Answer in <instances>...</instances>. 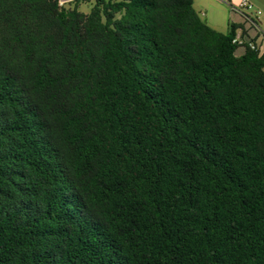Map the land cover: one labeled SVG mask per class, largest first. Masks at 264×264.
<instances>
[{
	"label": "trees",
	"instance_id": "trees-1",
	"mask_svg": "<svg viewBox=\"0 0 264 264\" xmlns=\"http://www.w3.org/2000/svg\"><path fill=\"white\" fill-rule=\"evenodd\" d=\"M241 15L0 0V264H264L262 30Z\"/></svg>",
	"mask_w": 264,
	"mask_h": 264
},
{
	"label": "crops",
	"instance_id": "crops-1",
	"mask_svg": "<svg viewBox=\"0 0 264 264\" xmlns=\"http://www.w3.org/2000/svg\"><path fill=\"white\" fill-rule=\"evenodd\" d=\"M65 4L71 0H63ZM259 10H262L263 19L257 17L260 21V28L264 34V0H250ZM241 0H229L224 2L223 0H194V7L199 15L214 29L227 32L231 22H242L243 17L240 10ZM241 33V29L238 30V35ZM264 36H260L257 40V46L264 44ZM264 54V52H263Z\"/></svg>",
	"mask_w": 264,
	"mask_h": 264
},
{
	"label": "built area",
	"instance_id": "built-area-1",
	"mask_svg": "<svg viewBox=\"0 0 264 264\" xmlns=\"http://www.w3.org/2000/svg\"><path fill=\"white\" fill-rule=\"evenodd\" d=\"M223 1L228 2L229 0H223ZM64 3L65 2L63 0H60V5H62ZM239 7H240L241 12L246 13V14L252 16L253 18H257L259 15L258 13L255 16L251 14V11L254 9V6L252 3H250L249 0H241ZM258 12H260V11H258ZM234 41H238V39H235ZM251 46L253 48L255 47V45L252 43H251Z\"/></svg>",
	"mask_w": 264,
	"mask_h": 264
},
{
	"label": "rangeland",
	"instance_id": "rangeland-1",
	"mask_svg": "<svg viewBox=\"0 0 264 264\" xmlns=\"http://www.w3.org/2000/svg\"><path fill=\"white\" fill-rule=\"evenodd\" d=\"M250 1V0H249ZM250 3H251V1H250ZM253 4V3H252ZM253 6H254V9L251 11V14L252 15H256L257 13L259 14L258 16L261 18V19H263V14H262V10L260 9H258L254 4H253ZM81 10L82 11H84V12H88L89 10H90V5H88V4H84V5H82L81 6ZM258 11H260V12H258ZM260 22V21H259ZM263 31V30H262ZM262 36H264V34L262 33L261 34ZM264 38V37H263ZM264 40V39H263ZM260 52L261 53H263L264 52V44L262 45V46H260Z\"/></svg>",
	"mask_w": 264,
	"mask_h": 264
}]
</instances>
